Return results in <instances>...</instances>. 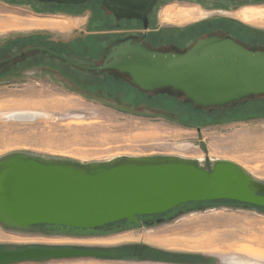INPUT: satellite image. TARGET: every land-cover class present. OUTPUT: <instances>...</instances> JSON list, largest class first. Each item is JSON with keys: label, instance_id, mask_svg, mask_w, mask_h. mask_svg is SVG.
<instances>
[{"label": "rangeland", "instance_id": "374dc122", "mask_svg": "<svg viewBox=\"0 0 264 264\" xmlns=\"http://www.w3.org/2000/svg\"><path fill=\"white\" fill-rule=\"evenodd\" d=\"M206 2L211 1L160 0L155 20L158 25L182 26L207 19L211 14H215L213 11H222L219 15L229 17L226 12L243 5L264 7V0H235L238 4L235 7L222 6L216 9H213L214 5L205 4ZM31 5L33 4L0 0V37L11 31L42 28L51 30L57 35L55 38H72L78 29L82 28L89 10L91 16L85 29L86 39L80 49L88 53L95 48L96 41L105 30L124 28L126 25L121 21L120 27H117L113 16L101 19L100 16L103 17L104 14H100L97 0H89L79 5L57 6L70 9L73 13H85L83 16L54 13V10H49L53 13L36 11ZM165 6L170 7L162 11L160 20V12ZM246 9L251 8H242L240 11ZM240 11H236L234 15L237 16ZM67 17H79L82 21H75L78 26L75 24V27H65L61 21L70 20ZM237 17L250 20L243 23L251 27L264 29V19L255 16L246 19ZM108 23L111 24L105 27ZM19 27L21 29H17ZM256 35L260 36L258 40H264V33ZM197 37L198 33L195 31L180 40L177 38V42L187 45ZM73 46L79 50V45ZM97 46L96 44V48ZM154 93L156 95L158 92ZM111 95L86 96L45 76L0 80V157L11 152H25L48 159H72L87 163L109 160L120 155H176L199 159L200 163L207 166L217 159H226L237 163L254 179L264 184V95L256 96L257 102H252L251 107L235 109L234 113L224 112L225 107L204 110V117L200 120L191 118L186 111L179 108L178 100L166 95L157 94L152 105L148 107L141 105L146 100L144 96L131 101L126 95L123 98H112ZM32 111L41 113L42 116L30 121L4 117L13 112ZM191 211H196L194 216H197L203 225L208 217L213 219L210 232L205 233L206 229H203L202 233L195 234L198 239L183 241L181 248L172 250L187 249L209 254L216 264H264V210L214 201L197 210L178 209L173 212V217L177 218L178 215ZM172 221L174 220L155 221L153 224H145L144 227H129L132 233L126 236L127 240L116 244H105L107 240L99 243L96 241L100 240L92 239L95 242H90L85 238L113 235L122 232L120 230L101 233L95 230L83 231L70 235L58 232L52 235L0 227V243L70 245L92 249L135 244L162 251V247L154 244L158 236L185 227L187 225L184 223L188 222ZM217 253L221 255L217 256ZM20 264L86 263L47 260Z\"/></svg>", "mask_w": 264, "mask_h": 264}, {"label": "water", "instance_id": "95a60500", "mask_svg": "<svg viewBox=\"0 0 264 264\" xmlns=\"http://www.w3.org/2000/svg\"><path fill=\"white\" fill-rule=\"evenodd\" d=\"M37 1L79 5L89 0ZM99 1L116 21L140 20L145 30L157 0ZM96 69L117 70L142 91L184 95L209 110L264 95V48L245 47L230 35L208 34L175 50L151 48L136 35L116 37ZM263 193V183L226 159L207 166L176 155H120L87 163L25 152L0 157V225L6 229L47 224L77 233L122 220L145 225L141 216L169 214L186 202L230 199L264 207ZM113 255L87 247L27 246L0 249V264Z\"/></svg>", "mask_w": 264, "mask_h": 264}, {"label": "flooded vegetation", "instance_id": "af4514ba", "mask_svg": "<svg viewBox=\"0 0 264 264\" xmlns=\"http://www.w3.org/2000/svg\"><path fill=\"white\" fill-rule=\"evenodd\" d=\"M159 1L160 0H157L155 2L152 10L148 14V25L145 30L142 28L140 20H115L117 27H120L121 21L125 20V27L105 30V33L101 35L100 39L95 43V48L96 44L98 45L97 48H92L91 52L89 51L88 53H86V51L83 52L80 49L86 39L85 29H87L89 25L91 16V11L89 10L86 21L81 26L82 28L78 29L77 34L73 35L72 38H67L66 36L55 38L57 35L52 33L51 30L42 28L11 31L10 33L0 37V80L45 76L61 82L67 88H70L80 94H86V96L105 97L106 95L110 96V94H112V98H123L126 95L129 99H131V101H136L138 97L142 98L144 96L146 100L143 101L141 105L148 107L152 105V102H154V96L157 94H159V96L167 94L157 93L155 95L153 91H142L131 83L129 75L121 73L117 70L99 72L96 69V67L101 63L111 39L126 35H136L144 44L151 48L160 50H175L184 49L189 46L194 40L187 45H181L177 41L178 39L180 40L188 34L196 31L198 33V37L212 33L219 36L230 35L245 47L264 48V40L254 39L246 35L247 33L255 35L263 34L264 29H259L256 26L251 27L250 25L243 23V21L250 20H243L234 15L236 11L238 12V10L240 11L242 8L252 9L257 7H244L245 5H243L235 10L226 12L230 15L229 17H225L223 14V16L219 15L222 11H213L215 14H211V16L207 17V19L205 18L204 20L194 22L193 24H184L182 26L174 24L158 25L157 20H155V16L158 10ZM207 1L211 2H206L205 4L214 5L213 9L222 6H228L231 8L238 5L234 2L235 0ZM168 7L170 6H165L161 10L160 20L162 11ZM45 12L50 13L51 11L45 10ZM51 13H53V11ZM54 13H67V15L72 14V16H83V14H85H80L78 12L73 13L70 9L60 7L54 9ZM205 13L207 12L205 11ZM100 14H104L103 17L100 16L101 19L106 16L112 17V14L102 7H100ZM69 19L78 21L79 23L82 21L79 17ZM174 20L176 19L174 18ZM110 24L111 23L105 24V27ZM101 25L103 26L104 24L102 23ZM76 26H78V24H76ZM74 44L79 45V50L73 46ZM160 216L161 215H152L148 217L141 216L140 218L142 220L145 219L146 223L149 224V222H155V220ZM123 223V221L118 222L119 225ZM0 227L2 226L0 225ZM2 229L6 228L2 227ZM8 230L32 234L44 233L52 235L58 232L66 235L73 233L72 228L62 229L60 226L47 224L31 225L27 229ZM83 231L84 230H80L77 233H81ZM27 246L46 245L0 243V249H18Z\"/></svg>", "mask_w": 264, "mask_h": 264}, {"label": "crops", "instance_id": "0c3cea01", "mask_svg": "<svg viewBox=\"0 0 264 264\" xmlns=\"http://www.w3.org/2000/svg\"><path fill=\"white\" fill-rule=\"evenodd\" d=\"M17 29H21V28L19 27ZM6 30H9V29H6ZM195 213L196 211L185 212V213L178 215L179 217L177 218L173 217V214H174L173 212L169 214L161 215V216H166V215L168 216L166 217V219H168V220H165L166 222L171 221V219L174 220L172 221V223L174 222L180 223L183 220L188 221V222L184 223L185 225H187L185 227H179L178 229H175L173 232H167V233L162 234L161 236H158L154 244H156L159 247H162L163 250L157 253L148 252V256L153 257V258L80 257V258H73L69 260H55V261H58V262L78 261V262H82L86 264H216L214 263V260L209 256V254L207 255L203 253H198V252H194V251L187 250V249H184L182 251L172 250L174 248H181L183 246V241L189 242L191 240L198 239V237H195V234L202 233L203 229H206L205 233L210 232V224H211V220L213 219H210V217H208V219H206V224L203 225L202 223H200L202 221L199 220L197 216H194ZM137 226L144 227V225H141V224ZM130 230H131L130 228L129 229L126 228V229L120 230L122 232L116 233L113 235H106V236H101V237H87L85 239H88V241L90 242H95L93 240H100V241H96L99 243H101L102 240H107V243L105 244H116L120 242H125L127 240L126 236L132 233ZM111 239H115L117 241L110 242L109 240ZM216 255L219 256L221 254L217 253ZM225 258L226 257H224L223 259L226 260ZM220 261H221V258H220Z\"/></svg>", "mask_w": 264, "mask_h": 264}, {"label": "trees", "instance_id": "16d2710c", "mask_svg": "<svg viewBox=\"0 0 264 264\" xmlns=\"http://www.w3.org/2000/svg\"><path fill=\"white\" fill-rule=\"evenodd\" d=\"M7 1H9L10 3H24V4L32 3L33 5H31V6L36 11L54 10V9L57 8V6H62V4H56V3H41V2H38L37 0H7ZM97 2L99 4L98 7H102L100 5V1L97 0ZM64 5L69 6L71 4H64ZM123 21L126 22L125 20H123ZM246 35L248 37H251V38H254V39H257L258 37H260L258 35L250 34V33H247ZM166 96L168 98L178 100L180 102V107H179V105H178V107L181 110L186 111L188 113L187 115L191 116V118H193L194 120H200L201 118L204 117V113H205L204 110H209L208 108H199L196 105H194L193 103L184 100L185 99L184 95L180 96V98L173 97V96H168V95H166ZM255 100H256V97H253V98H248L247 100H245V102H239V103H237L235 105H229V106L224 108V112L231 111V112L234 113L233 110H235V109H239V108L246 109V108H249V107H251L252 102H257ZM263 103H264V100H263ZM214 201L215 202H226V203L237 204V205H244L242 202H238V201H235V200L220 199L218 201L217 200H209V201H202V202H186V203L181 204L180 206H178L174 211H176L178 209H180L182 211H184V210H197V209H201V208L207 206L209 203H212ZM248 206L251 207V208L257 209V210H264L263 206H257V205H253V204H250ZM122 221L124 223L121 224V225H119L118 222H114V223H110V224H107V225H103L101 227H97L95 229V231L99 232V233L105 232V231H108V232L109 231H119V230H122V229H125V228L137 226L136 224H133L132 222L126 223L125 220H122ZM84 231H86V230H84ZM52 246H55V245H52ZM2 247H5V246H2ZM97 249L111 251V252L114 253V255L111 256V257H103V258H124V257H130V258H153V257H149L148 256V252L157 253V252L161 251L159 249H155V248H152V247L147 246V245H135V244H125V245H120V246H117V247L97 248Z\"/></svg>", "mask_w": 264, "mask_h": 264}, {"label": "bare ground", "instance_id": "6f19581e", "mask_svg": "<svg viewBox=\"0 0 264 264\" xmlns=\"http://www.w3.org/2000/svg\"><path fill=\"white\" fill-rule=\"evenodd\" d=\"M251 12V13H249ZM237 16L241 17V18H248V17H257L258 19H264V8H253V9H246L243 11H240L239 13H237ZM61 23L65 26V27H71L74 26L76 23L73 20H62ZM17 113L18 116L15 118V116H12L11 114ZM42 116L41 113H37V112H13L7 115H4L5 118L10 119L8 117H13L11 120H15V119H19L18 121H24L29 119L28 121H30L31 119L38 116ZM36 119V118H35ZM253 144V143H252ZM255 145V144H254ZM251 146V145H249ZM245 148V147H244ZM250 149V148H249ZM252 150V149H251ZM259 150V149H258Z\"/></svg>", "mask_w": 264, "mask_h": 264}]
</instances>
